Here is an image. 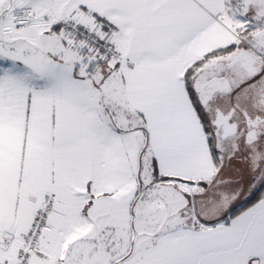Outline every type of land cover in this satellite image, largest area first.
<instances>
[{"label": "snow or ice", "instance_id": "6c2138e0", "mask_svg": "<svg viewBox=\"0 0 264 264\" xmlns=\"http://www.w3.org/2000/svg\"><path fill=\"white\" fill-rule=\"evenodd\" d=\"M0 264H264V0H0Z\"/></svg>", "mask_w": 264, "mask_h": 264}]
</instances>
